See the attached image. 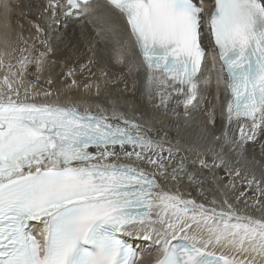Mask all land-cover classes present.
Wrapping results in <instances>:
<instances>
[{
	"label": "bare ground",
	"instance_id": "bare-ground-1",
	"mask_svg": "<svg viewBox=\"0 0 264 264\" xmlns=\"http://www.w3.org/2000/svg\"><path fill=\"white\" fill-rule=\"evenodd\" d=\"M200 33L210 52L205 18ZM205 71L211 79L190 94L146 69L123 14L104 1L73 18L51 0H0V80L38 88L9 97L43 96L135 121L142 143L93 148L92 162L135 165L162 196L158 220L236 264H264V105L235 119L211 52Z\"/></svg>",
	"mask_w": 264,
	"mask_h": 264
}]
</instances>
